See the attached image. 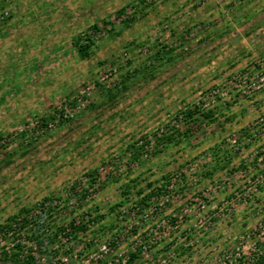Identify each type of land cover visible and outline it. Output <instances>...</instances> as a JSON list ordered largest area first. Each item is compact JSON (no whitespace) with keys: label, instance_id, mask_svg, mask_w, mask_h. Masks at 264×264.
Returning <instances> with one entry per match:
<instances>
[{"label":"rangeland","instance_id":"1","mask_svg":"<svg viewBox=\"0 0 264 264\" xmlns=\"http://www.w3.org/2000/svg\"><path fill=\"white\" fill-rule=\"evenodd\" d=\"M126 4L135 22L124 28L112 17L114 32L95 35L91 58L79 59L75 35ZM155 49L174 56L153 78L85 110ZM191 103L216 120L190 146L127 161L128 142L152 146L155 129H173L171 116ZM221 139L236 166L206 182V150ZM21 140L28 153L0 168V223L47 197L54 210L42 223L74 219L84 230L57 233L42 252L43 225L36 238L1 239L7 253L22 245L20 261L85 259L91 239L117 255L139 249L131 264H254L264 253V0H0V152ZM167 181L178 185L171 196H145L148 184ZM182 245L188 251L175 250Z\"/></svg>","mask_w":264,"mask_h":264},{"label":"trees","instance_id":"2","mask_svg":"<svg viewBox=\"0 0 264 264\" xmlns=\"http://www.w3.org/2000/svg\"><path fill=\"white\" fill-rule=\"evenodd\" d=\"M131 5L126 4L114 12L101 17L97 20H94L90 25L84 30V34L75 35L72 39V44L74 45L77 56L81 60H86L91 58L93 54L92 47L95 46L94 37L99 33H109L114 32V24L111 22L113 17L115 20H118L123 24V27H129L132 23L135 22L137 15L135 11H130ZM111 25V27H109ZM113 27V28H112ZM108 34V35H109ZM174 55L172 52L164 51L163 49H155L151 55H149L145 61H142L139 64H136L130 71L127 70L125 75L120 77L119 85L115 86L113 89H105L102 94L104 99L98 103H92L85 107V110L96 109L106 105L113 104V101L116 97L120 96L127 88L129 84L140 81L142 78H153L157 71L164 66L167 62L172 60ZM97 87L102 85L98 84ZM103 87V86H102ZM104 88V87H103ZM84 110V111H85ZM201 107L196 103L186 104L184 107L176 110V113L172 115V119L175 121V126L173 129H170L167 126V123L164 124L165 130L159 131L157 127L153 133V140L151 141L153 145L151 146L150 140H147V137L143 140L141 144H137L136 141H130L123 147V154L126 155V159L129 163L136 165H142L144 162L143 156H156L158 153L165 151L175 144H183V146H190L191 142L197 138L200 125L202 123L212 124L215 122L216 117L214 112L209 109L206 112L202 111ZM83 112V110H82ZM54 116L41 117L37 122V127H47L49 123L53 122ZM71 122V119H64L59 121L55 126H63ZM36 128V127H35ZM243 135L249 136L248 129L243 128ZM239 144V141H238ZM30 143L27 145L20 141L17 146L10 151L0 152V168L7 167L12 164L16 157L24 156L28 153ZM240 145V144H239ZM260 147V146H259ZM240 148V146L238 147ZM237 148V149H238ZM239 150V149H238ZM207 153L211 156L210 166L205 167L204 171L201 173V177L209 182L212 178L217 175H221L226 171H233V168L236 166V162L233 159V155L225 147L224 140L215 141L210 144L207 148ZM258 153V152H257ZM260 154V153H258ZM257 154V155H258ZM261 162H264V156L261 159ZM128 164V163H127ZM242 164V163H241ZM242 168L245 165H241ZM92 174L91 172L89 175ZM167 176H164L166 178ZM254 177V176H253ZM255 180V178H254ZM134 182V179H131ZM177 182L173 184L162 183L158 187H150L146 190L145 196H171L172 192L177 188ZM128 187V183H124L119 186L122 190L121 193L126 194L125 188ZM130 189V188H129ZM177 190V189H176ZM129 193V191H127ZM143 189H138L136 194L142 195ZM78 196V199L80 200ZM143 198V197H140ZM47 197H43L40 201L35 202L32 206H21L17 211L9 214L3 222L0 223V238L6 239L10 237L11 240L16 239L18 241L22 236L30 240L31 236L37 237V229L42 227L49 228V234L46 237H37L36 238V249L38 252H42V242L45 240L50 242L57 233L66 232V230L76 231L77 229L82 228L80 225L76 226L74 219L71 222L57 224L54 222L42 223L41 214H50L54 210V207H51L50 204H46ZM143 200V199H141ZM124 200H121L123 203ZM42 223V224H41ZM46 228V229H47ZM81 230H84L83 228ZM68 233V232H67ZM65 234V233H64ZM188 238H190L188 236ZM186 240V239H184ZM22 249V245L15 243L11 250L7 253L4 249L0 252V261L1 262H14L19 264H35L33 256L27 255L24 259L20 261L19 254ZM182 253L188 251L189 247L177 246L175 250H180ZM13 250V251H12ZM139 249L135 251H129V261L132 262L135 260L139 254ZM251 261H255L254 264H263L264 263V253L257 254Z\"/></svg>","mask_w":264,"mask_h":264},{"label":"built area","instance_id":"3","mask_svg":"<svg viewBox=\"0 0 264 264\" xmlns=\"http://www.w3.org/2000/svg\"><path fill=\"white\" fill-rule=\"evenodd\" d=\"M68 231V229H67ZM66 232H63V234H67ZM67 237H65L66 239ZM1 240V238H0ZM89 244V248L91 247V254L89 255H83L86 258L82 259V255H74L72 259L67 260V258L61 259L60 261L54 260V261H37L35 259V264H131L132 262L129 261V253L122 255H117L115 252L116 246L110 245V243H98L96 244L93 240L87 241ZM88 246H83L82 250L87 248ZM94 250V248H96ZM1 252V250H0ZM27 256V255H26ZM34 256V255H32ZM73 260V261H72Z\"/></svg>","mask_w":264,"mask_h":264},{"label":"flooded vegetation","instance_id":"4","mask_svg":"<svg viewBox=\"0 0 264 264\" xmlns=\"http://www.w3.org/2000/svg\"><path fill=\"white\" fill-rule=\"evenodd\" d=\"M0 264H19V263H14V262H1L0 261Z\"/></svg>","mask_w":264,"mask_h":264}]
</instances>
